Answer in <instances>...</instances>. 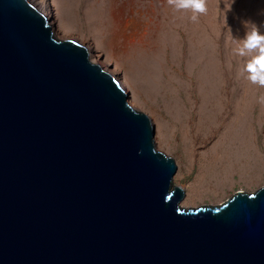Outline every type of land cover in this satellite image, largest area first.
<instances>
[{"label":"water","instance_id":"obj_1","mask_svg":"<svg viewBox=\"0 0 264 264\" xmlns=\"http://www.w3.org/2000/svg\"><path fill=\"white\" fill-rule=\"evenodd\" d=\"M128 100L29 0H0V264H264V181L181 205Z\"/></svg>","mask_w":264,"mask_h":264},{"label":"rangeland","instance_id":"obj_2","mask_svg":"<svg viewBox=\"0 0 264 264\" xmlns=\"http://www.w3.org/2000/svg\"><path fill=\"white\" fill-rule=\"evenodd\" d=\"M44 2L54 35L83 43L151 119L155 148L174 160L181 205H216L263 183L264 86L247 78L250 57L235 50L246 21L264 33V0H206L196 21L168 0Z\"/></svg>","mask_w":264,"mask_h":264},{"label":"clouds","instance_id":"obj_3","mask_svg":"<svg viewBox=\"0 0 264 264\" xmlns=\"http://www.w3.org/2000/svg\"><path fill=\"white\" fill-rule=\"evenodd\" d=\"M176 9L191 10V19L196 21L199 14H206V0H168ZM251 25L247 30L243 41L239 44L236 53L241 57H250L245 65L248 79L255 84L264 86V33H261L255 22L246 21L245 25ZM264 102V97L261 98Z\"/></svg>","mask_w":264,"mask_h":264},{"label":"bare ground","instance_id":"obj_4","mask_svg":"<svg viewBox=\"0 0 264 264\" xmlns=\"http://www.w3.org/2000/svg\"><path fill=\"white\" fill-rule=\"evenodd\" d=\"M29 2L35 7L37 8L45 17L47 12H48V5L44 2V0H29ZM62 30H65V32L68 31V29L61 24ZM129 24L128 22H125V24L122 26L121 31L123 33L126 32V30L128 29ZM121 35V34H120ZM107 71V70H106ZM109 72V71H108ZM110 73V72H109ZM111 74V73H110Z\"/></svg>","mask_w":264,"mask_h":264}]
</instances>
